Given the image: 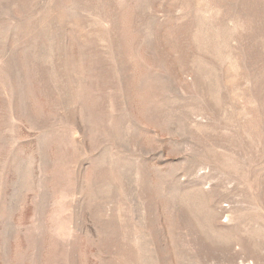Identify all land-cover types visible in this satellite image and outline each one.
Returning <instances> with one entry per match:
<instances>
[{"label": "rangeland", "instance_id": "obj_1", "mask_svg": "<svg viewBox=\"0 0 264 264\" xmlns=\"http://www.w3.org/2000/svg\"><path fill=\"white\" fill-rule=\"evenodd\" d=\"M0 264H264V0H0Z\"/></svg>", "mask_w": 264, "mask_h": 264}]
</instances>
